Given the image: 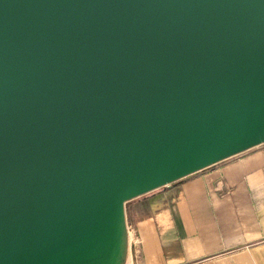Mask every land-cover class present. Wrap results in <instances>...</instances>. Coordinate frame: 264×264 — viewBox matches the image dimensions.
Wrapping results in <instances>:
<instances>
[{
  "label": "water",
  "instance_id": "95a60500",
  "mask_svg": "<svg viewBox=\"0 0 264 264\" xmlns=\"http://www.w3.org/2000/svg\"><path fill=\"white\" fill-rule=\"evenodd\" d=\"M263 142L264 0H0V264L114 259L126 183L221 154L124 239Z\"/></svg>",
  "mask_w": 264,
  "mask_h": 264
},
{
  "label": "crops",
  "instance_id": "0c3cea01",
  "mask_svg": "<svg viewBox=\"0 0 264 264\" xmlns=\"http://www.w3.org/2000/svg\"><path fill=\"white\" fill-rule=\"evenodd\" d=\"M131 264H264V142L124 203Z\"/></svg>",
  "mask_w": 264,
  "mask_h": 264
},
{
  "label": "bare ground",
  "instance_id": "6f19581e",
  "mask_svg": "<svg viewBox=\"0 0 264 264\" xmlns=\"http://www.w3.org/2000/svg\"><path fill=\"white\" fill-rule=\"evenodd\" d=\"M221 154L215 153H205L202 155H194L188 156L184 158L182 161H176L173 164L166 166L164 168H160L161 170L153 177L147 178L146 176L138 179L131 183H126L123 187H121L113 201H111V224H112V232L110 235H114L115 233V241L119 243L121 247H119V251L117 252V257L112 258V254L108 253L103 254L100 258L98 254H93L92 258L87 257L86 253H78L75 255H71L69 251L64 252L60 260L54 261L53 264H128V262H124L125 253L123 251L122 246L126 245V238L122 237L121 231L123 229V209L122 203L126 197L134 195L136 193H140L156 186L165 184L172 179L185 175L187 173H191L206 164L216 160L219 158ZM157 172V171H156ZM149 177V176H148ZM123 244H122V243ZM127 246V245H126ZM125 246V250H126ZM65 253H69L66 255ZM112 256V257H111Z\"/></svg>",
  "mask_w": 264,
  "mask_h": 264
},
{
  "label": "rangeland",
  "instance_id": "374dc122",
  "mask_svg": "<svg viewBox=\"0 0 264 264\" xmlns=\"http://www.w3.org/2000/svg\"><path fill=\"white\" fill-rule=\"evenodd\" d=\"M137 243H138V239H137L136 234L134 233L133 229L130 228V227L129 228L127 227V229H126V245L127 246L125 245L126 246V250H125L124 244L122 243L123 244L122 249H123V251H126L124 262H128V264H131L132 247L135 246ZM118 245H120V244L118 243ZM119 247H121V246H119Z\"/></svg>",
  "mask_w": 264,
  "mask_h": 264
}]
</instances>
